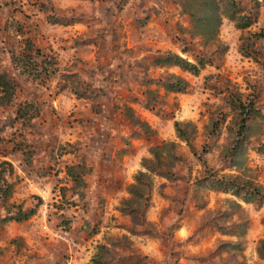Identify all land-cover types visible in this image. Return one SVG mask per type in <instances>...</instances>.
<instances>
[{
    "label": "rangeland",
    "instance_id": "374dc122",
    "mask_svg": "<svg viewBox=\"0 0 264 264\" xmlns=\"http://www.w3.org/2000/svg\"><path fill=\"white\" fill-rule=\"evenodd\" d=\"M180 1L0 0V68L17 82L11 103L0 106V160L11 164L8 202H37L33 214L0 226V264H87L97 243L124 264H140L135 256L146 264H264L256 252L264 238V0H236L237 9L226 0H186L197 20ZM219 10L247 13L251 22L238 27ZM25 36L43 58L54 56L53 74L16 71L10 50ZM155 49L211 62L197 74L148 66ZM169 72L188 81L185 91L141 84ZM146 87L155 107L143 106ZM235 90L259 111L239 134L224 97ZM22 102L38 109L29 121L14 117ZM128 108L142 125L125 116ZM161 141L174 143L178 157L164 156L163 164L177 177L151 173L147 200L122 201L148 147ZM80 160L91 167L81 199L64 172L65 163ZM210 171L249 178L262 196L243 201L197 179ZM128 206L136 211L119 210ZM172 221L180 225L169 242L163 234ZM193 228L205 231L183 240Z\"/></svg>",
    "mask_w": 264,
    "mask_h": 264
},
{
    "label": "trees",
    "instance_id": "16d2710c",
    "mask_svg": "<svg viewBox=\"0 0 264 264\" xmlns=\"http://www.w3.org/2000/svg\"><path fill=\"white\" fill-rule=\"evenodd\" d=\"M182 0L178 2L182 11H187L189 15L197 20L195 13L190 10L188 7V2ZM228 6L237 9L236 0H226ZM220 13H225L228 17H234L236 19V26L244 27L247 26L251 19L247 13L234 14L233 13L220 11ZM56 21V20H53ZM99 36V31L96 33ZM243 54L247 55L246 52L242 51ZM40 57L37 59V57ZM10 60L16 71L21 73H27L32 75V77H41L42 75H51L56 71V60L54 56H50L48 59L42 57L41 48L35 45L29 36L23 38L21 47L16 50H10ZM211 60L198 54H194L193 60H188L186 57L179 55L176 51L172 49H155L153 53L149 55L148 66L152 67H163V66H176L179 69L186 71L190 74H197L199 69L202 68L205 64L210 63ZM42 73V74H41ZM12 72H9L7 69L0 68V106H7L11 103L14 96L15 88L17 85L16 79L12 75ZM154 84L157 87L164 89L165 91L176 92V91H185L188 86V81L180 74L169 72L167 74H159L157 76L144 77L141 80V84ZM228 81L225 82L223 88L227 90ZM78 96L81 95V92L73 91ZM144 94L143 106L148 105V107H155L154 101L155 98L152 94V90L149 87L144 88L142 91ZM238 90L228 91L224 97L225 101L229 104L230 108L236 111L238 115L236 120L237 130L236 134L242 132L246 119L249 116L258 114V109L254 106L252 97L246 96L245 99H242L239 95ZM38 109L33 107L32 102H22L19 103L14 108V117L21 119V121H29L32 117L36 116ZM125 116L134 124L142 125L141 120L136 116L132 115L130 108L124 109ZM11 122V120L9 121ZM174 129L176 135L181 140L185 141L188 148L194 152L193 146L188 138V135L180 125L178 120L173 121ZM169 146V150L166 152H161L160 149ZM173 141H161L159 143L150 145L148 147V152L150 153L149 157H142L140 165L144 168L138 169L132 176V181L127 183L125 186L126 191L130 194L129 198H124V202H133V197H140L142 200H147V190L150 185V174H157L166 178H176L177 173L174 171L171 166H164L163 157L170 156L177 158L178 154L173 149ZM15 147V146H12ZM91 169L89 165L85 163L84 160L65 163L64 172L70 181L69 187L72 192L77 195L78 198L84 196L83 188L86 184L84 174ZM11 172V164L6 159L0 160V207L4 209L5 213L0 216V226L3 225L8 220H20L25 219L29 215L33 214L36 210L37 202L33 205L22 207L21 204H14L8 202V197L11 193V182L8 179V175ZM199 181L208 180L209 185L217 191L220 192H229L233 196H236L238 199L243 201H251L257 196H262L261 188L258 184L254 183L251 179L240 176L239 174L232 173H222L218 174L214 171H210L205 175H202L200 178H197ZM10 206L14 207V210L10 209ZM196 207V206H195ZM200 206H197L198 209ZM123 212H132L136 211L135 208L128 206L127 208H119ZM68 218L65 215H61L60 221H67ZM180 224L175 225L172 221L171 228L165 230L164 237L171 242L173 232L179 227ZM203 226V225H202ZM201 226V227H202ZM203 229L194 230V228L187 234H185V239L189 241L197 238L199 233H202ZM113 242H110V244ZM257 255L264 259V238H259L258 245L256 246ZM113 253L105 243H97L95 251L90 256L87 264H124L121 261L113 262L111 257ZM135 262L146 264L143 260H140L138 256H135Z\"/></svg>",
    "mask_w": 264,
    "mask_h": 264
},
{
    "label": "crops",
    "instance_id": "0c3cea01",
    "mask_svg": "<svg viewBox=\"0 0 264 264\" xmlns=\"http://www.w3.org/2000/svg\"><path fill=\"white\" fill-rule=\"evenodd\" d=\"M179 228V227H178ZM172 239H173V236H172ZM181 239V238H180Z\"/></svg>",
    "mask_w": 264,
    "mask_h": 264
}]
</instances>
